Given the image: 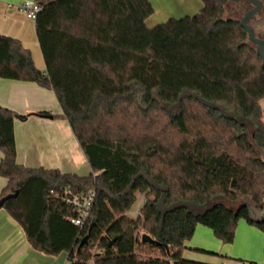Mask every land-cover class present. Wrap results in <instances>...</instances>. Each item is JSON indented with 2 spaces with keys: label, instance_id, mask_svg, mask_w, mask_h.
I'll use <instances>...</instances> for the list:
<instances>
[{
  "label": "trees",
  "instance_id": "trees-1",
  "mask_svg": "<svg viewBox=\"0 0 264 264\" xmlns=\"http://www.w3.org/2000/svg\"><path fill=\"white\" fill-rule=\"evenodd\" d=\"M201 2L194 16L148 28V0H35L44 72L20 41L0 35V80L52 91L91 170L78 177L18 165L14 122L32 114L0 107V199L18 191L1 209L38 251L65 252L69 264H203L182 257L197 225L223 244L239 219L255 225L244 206L222 202L246 197L264 210V162L247 137L253 128L264 149V66L218 0ZM190 103L199 116L186 112ZM130 111L141 120L130 124ZM151 111L166 116L177 139L148 134ZM120 114L127 122H115ZM66 187L95 192L82 227L50 194ZM143 234L154 243H142Z\"/></svg>",
  "mask_w": 264,
  "mask_h": 264
},
{
  "label": "crops",
  "instance_id": "crops-1",
  "mask_svg": "<svg viewBox=\"0 0 264 264\" xmlns=\"http://www.w3.org/2000/svg\"><path fill=\"white\" fill-rule=\"evenodd\" d=\"M27 1L35 2L0 0V35L20 41L30 51L35 67L44 72L34 20L18 10ZM0 107L19 115L32 114L23 122H14L18 165L87 177L89 166L85 156L67 121L59 117L62 111L52 91L32 82L2 79ZM39 113L50 114L52 119ZM2 157L0 151V161ZM1 179L0 186L7 183L5 178ZM254 224L239 219L231 244H223L210 229L197 225L192 238L184 244L182 257L203 264H264V231ZM0 264L69 263L65 252L50 256L31 246L21 226L0 209Z\"/></svg>",
  "mask_w": 264,
  "mask_h": 264
},
{
  "label": "rangeland",
  "instance_id": "rangeland-1",
  "mask_svg": "<svg viewBox=\"0 0 264 264\" xmlns=\"http://www.w3.org/2000/svg\"><path fill=\"white\" fill-rule=\"evenodd\" d=\"M148 1L150 2L154 10L153 14L146 20V26L148 28H153L159 24H163L169 19H181L186 16H194L203 8V3L201 2V0H148ZM222 6L224 10L223 19H233L239 21L245 13V10L238 11V6L232 2H227ZM263 21H264V16H263ZM259 29L261 30V32L264 31V22L259 26ZM260 105L262 109H264V99L260 102ZM186 112H188L189 115L191 114L193 116L194 115L199 116V114L201 113L200 108L194 106L191 103L186 105ZM130 115L132 117V119L129 121L130 124L135 123L137 120H141V116L138 115L137 117L133 116L131 111H130ZM262 120L264 122V116ZM115 122L117 124L118 123L123 124L127 122V119L125 121V117L120 114L118 118L115 120ZM143 127L146 128L148 134L160 135L161 137H172L174 139L178 138L177 133L170 126L168 119L162 112H158V111L149 112L145 122L143 123ZM253 132H254L253 128L248 129L247 137L249 139V142L253 145V147L257 151L259 158L264 162L263 156L259 152L258 148L255 146L256 143L252 140ZM88 169L89 171L87 176H89V174L91 173L90 167H88ZM0 180L2 179L0 178ZM5 186L6 183L0 186V193L2 192ZM244 203H250L253 205L254 208H256L253 202L246 197L239 198L235 203H231L228 201L222 202L223 205L233 210L237 209L240 205ZM256 210L259 211L257 208ZM223 260L226 261V259Z\"/></svg>",
  "mask_w": 264,
  "mask_h": 264
},
{
  "label": "built area",
  "instance_id": "built-area-1",
  "mask_svg": "<svg viewBox=\"0 0 264 264\" xmlns=\"http://www.w3.org/2000/svg\"><path fill=\"white\" fill-rule=\"evenodd\" d=\"M18 10L22 12L27 18L34 20L36 15L41 11V8L35 2H24L18 6ZM50 194L65 204L71 207L73 216L68 218V221L75 227H82L90 216L92 204L95 198V192L89 190L86 193H75L70 187L64 188L62 191H50ZM144 203L141 198L134 211V216L141 215V208Z\"/></svg>",
  "mask_w": 264,
  "mask_h": 264
},
{
  "label": "water",
  "instance_id": "water-1",
  "mask_svg": "<svg viewBox=\"0 0 264 264\" xmlns=\"http://www.w3.org/2000/svg\"><path fill=\"white\" fill-rule=\"evenodd\" d=\"M227 1L237 2L238 0H218L220 5H224ZM248 2L253 6V9L248 11L239 21V25L246 32L247 39L250 44L255 46L256 54L261 58L262 64L264 66V39L259 38L255 35L253 27L249 25V21L254 17L255 14H259L261 8L263 7V3L260 0H248ZM44 118L52 119L50 114L47 115H39ZM255 146L258 148L259 152L264 158V149L258 147L257 144ZM18 195V191H15L11 194H7L6 196L0 199V209L3 206L4 202L13 199ZM249 206V217L256 224H264V210L257 214L256 208L253 207L252 204L247 203ZM258 215V216H257ZM94 223V221L92 222ZM141 242L145 244L154 243V240L147 234H143L141 236Z\"/></svg>",
  "mask_w": 264,
  "mask_h": 264
},
{
  "label": "flooded vegetation",
  "instance_id": "flooded-vegetation-1",
  "mask_svg": "<svg viewBox=\"0 0 264 264\" xmlns=\"http://www.w3.org/2000/svg\"><path fill=\"white\" fill-rule=\"evenodd\" d=\"M262 3H263V7L261 8V11H260V13L259 14H255L254 15V17L249 21V25L251 26V27H253V29H254V32H255V35L257 36V37H259V38H263L264 39V31L263 32H261V30L259 29V26L261 25V24H263V16H264V10H263V8H264V2L262 1V0H260ZM227 2H232V3H234L235 5H237L238 6V11H241V10H245V13H244V15L248 12V11H250V10H252L253 9V6L248 2V0H238L237 2H233V1H227ZM226 2V3H227ZM243 15V16H244ZM242 16V17H243ZM241 206H244L245 207V209H246V211H247V213H248V215H249V206H248V204L247 203H244V204H242ZM261 211H263V210H259L258 212H257V214L258 213H260ZM258 216V215H257Z\"/></svg>",
  "mask_w": 264,
  "mask_h": 264
}]
</instances>
